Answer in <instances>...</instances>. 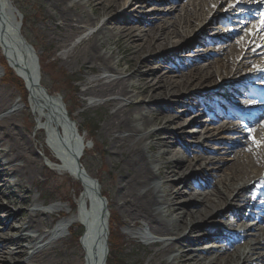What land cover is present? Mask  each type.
Instances as JSON below:
<instances>
[{"label":"bare ground","instance_id":"1","mask_svg":"<svg viewBox=\"0 0 264 264\" xmlns=\"http://www.w3.org/2000/svg\"><path fill=\"white\" fill-rule=\"evenodd\" d=\"M46 1L51 10L49 16L54 21L53 32L48 37L53 40V52L68 46L84 27L92 26L101 15L119 11L115 19H106L95 31L75 44L65 59L67 63L77 64L84 75L81 78L83 89L79 94L89 97L91 101L87 103L80 98L79 103L87 108H104L102 129L108 137L113 154L119 157L120 166L125 170L119 175L115 198H105L102 202L104 211H100L92 192L102 194V190L82 163V155L87 147L84 136H77L74 130H67L74 121L67 114L61 96L59 99L58 95L51 96L48 90L44 93L38 91L36 82L44 87L40 67L33 45L25 37L26 42L19 37L22 34L20 12L12 1L0 0V51L5 61V64H0V81L6 78L10 70L8 66L15 70L16 75L30 86L32 96L28 102L35 112L40 113L36 121L38 126H48L46 129L49 134L58 130L68 140L70 150L57 143V150L62 155L59 157L66 166L68 159L72 167L68 171L72 177L80 176L84 180L82 202L86 209L89 205L91 207V218H86L84 209L80 213L81 219L88 223V230L82 239L87 250L86 263L107 264L111 218L118 226L137 229L131 232L133 237L143 239V245L155 249L146 264H264V216L259 218L263 223L253 227L256 218V215L253 216L256 209L255 196L258 195L255 184H264V123L259 128L253 126V129L250 128L252 125L248 126L249 121L246 125L249 128L240 127L241 130L238 129L237 120H227L224 124V120L219 119L222 114L219 106L209 101L214 95L211 92H205L197 99V109L204 117L192 122L199 125L189 130H180L177 125L190 116L179 114L172 121V127H168L164 119L169 113L160 111L158 106L143 103L163 98L167 100L164 107H175L178 102L175 96L179 94L183 98L186 96L187 101H193L196 99L195 93L189 92L185 96L181 93L217 84L219 86L216 90L222 91L224 87L219 82L228 77L231 85L235 86L237 75L243 73L244 69L254 70L248 77V83L257 77L261 79L260 69L264 70V40H259L258 30L254 31L251 38L249 32L243 37L233 38L227 47L216 53L217 57L198 65L194 63L195 59L178 62L172 53L186 50L193 46L192 42L195 44L197 41L203 45L196 50L195 58L201 59L214 52L212 40L206 44L203 39L210 22L189 40L184 39L193 30L197 20L204 23L205 15L210 14L213 3L218 0H186L181 7L182 13L178 12L171 17H156L155 22L146 28L132 24L131 18L137 10L146 13L149 0ZM225 1L221 0L220 6ZM220 6L216 14L223 10ZM128 9H132L130 13ZM152 9L166 11V8ZM168 10L176 9L172 5ZM226 14H231L230 8L225 9L223 15ZM248 17L237 16V20L240 19L242 23ZM249 25L250 21H246L239 30ZM223 27L218 29L221 39L229 40L234 34L224 33ZM120 42L124 43L127 50L125 55L119 53ZM259 43L262 44L259 46ZM110 44L114 47H110ZM178 44L176 49L175 45ZM253 45L256 48L250 51ZM160 50L164 51L139 60L145 53ZM242 50L247 51L235 65ZM55 58L58 60L59 57ZM152 61L159 63L154 69L150 67ZM181 64L185 70H179ZM143 66L150 67V72L142 71ZM173 71L178 74L168 73ZM1 73H4V77ZM89 74L92 77H86ZM148 74L152 79H149ZM133 77L137 78L136 83L132 82ZM72 89L75 90V87ZM9 93L14 92L10 90ZM24 93L20 91L23 101ZM8 94L0 89V204H5L6 199L11 204L8 208L0 207V264H59V258H51V253L55 252L57 243L69 231L72 220L62 210L61 203L54 202L48 208L41 209L37 204L38 194L29 195L26 183L33 181L35 167L37 164L41 166L42 162L29 151L26 138L14 126L17 102L8 104L5 101L10 96ZM245 99L246 96L240 98L237 105L242 106ZM10 105L11 108L6 110ZM155 123L160 124L151 127ZM73 126L77 129L75 122ZM224 130H238L242 133L245 138H236L243 146L233 150L231 144L235 143V137L217 134ZM166 135L172 137L175 145L160 152V146L167 141ZM225 140L230 143L227 144ZM212 141H219L220 144L212 147L213 154H222L223 150L225 154L233 153V156H225L224 160L215 157L214 163H210L212 159L207 153L210 152L208 146H211ZM228 160L229 163H223ZM166 163L171 164V167L163 171L162 166ZM172 180H176L178 186L169 190L171 186L168 183ZM206 185L209 188L204 189ZM160 188L166 191L161 200L158 199ZM188 201L196 202L195 206L198 207L188 209ZM110 202L118 208V213L108 208ZM16 211L21 214L19 219ZM98 214L101 215L102 223L100 226L98 222L95 233L100 236L102 247L98 251L96 248L92 260L87 245L90 241L88 232H94L91 222L95 221L94 217ZM7 226H11L13 231L6 230ZM221 227L228 231L222 236L224 246L210 244L198 247L201 240H205L206 234H199L195 229L199 228L214 237L222 231ZM113 231L123 236L120 229ZM173 244L177 245L176 249H173ZM213 246L216 250H209Z\"/></svg>","mask_w":264,"mask_h":264},{"label":"rangeland","instance_id":"2","mask_svg":"<svg viewBox=\"0 0 264 264\" xmlns=\"http://www.w3.org/2000/svg\"><path fill=\"white\" fill-rule=\"evenodd\" d=\"M13 2V5L19 10L21 13L22 18V31L24 33V36L28 39V41L33 45L34 51L36 52V59H38V65L40 67L41 72V83L44 86V90H48L52 96H61L62 102L64 103V106L66 108L67 113L72 118V120L75 122L77 126V133L79 135L84 136V140L86 143V149L83 152L82 157V163L83 167L87 171V173L92 176L94 179L97 180V183L100 185V188L102 190V194L106 196V199L108 197L109 200L114 199L115 191L117 182L119 180V175H122L125 170L121 168V163L119 157L113 154V149L111 148V144L108 141V137L105 134V131L102 129V123L104 120V108L99 109H92L87 108L84 105H81L79 103V99L83 98L87 103H89L91 100L89 97H83L79 93L83 89V86L81 84V78L83 75L82 69H80L77 64L74 62L67 63L65 61L68 51L77 44L81 39L86 38L87 35L91 34L93 31H95L103 21L106 19H115L118 12H115L111 15H101L99 19L95 20V23L92 26L84 27L81 32H79L70 42L69 45L64 48H59L58 50H55L53 52L54 43L53 40H49L48 37L53 32V24L54 21L49 16L50 11L49 7L47 5L46 0H11ZM129 2L131 0H128ZM186 0H149L148 8L146 13H142L141 11L135 12L132 16V24L141 26L143 28L151 26L155 21L156 17H171V15H175L178 12L182 13L181 7L185 4ZM237 1V0H236ZM246 1V0H243ZM213 3V2H212ZM219 2L213 3L214 9L216 8L217 4ZM174 6V9L176 10H168L170 6ZM233 10L232 14L223 16L222 13H219L218 16H220L222 19L228 21V23H224L221 26H224L225 29L223 32L228 35H233L229 40L227 39H221V32H218V29L220 28V23L218 21L212 22L209 27L204 32V40L206 41V44L210 43L212 40L211 47H214V52H211L210 54H207L204 58L198 59L196 50L199 48H202L201 41H197V43L193 44L192 42L191 47H189L186 50H178L175 51L173 54L174 58L179 62L182 60H194L195 64H206L207 61H211L215 57L218 56V54L221 52L223 47H227L228 43H231L233 41V38L235 39L237 36H244L246 35L247 31L250 34V38L252 36V26L256 24L257 28L259 25V21L256 17H252L249 19L250 21H253L250 23V25L243 30H239V27L241 24L236 21L235 16L240 14V8L236 4L233 3ZM135 5H132L134 7ZM223 6V5H221ZM220 6V7H221ZM225 6V5H224ZM131 7V8H132ZM152 8H159L163 9L166 8V11H155ZM131 11L132 9H128V11ZM127 11V12H128ZM129 11V13H130ZM214 11V10H213ZM212 11V12H213ZM225 11V9H223ZM156 13V14H154ZM158 13V14H157ZM244 12H241L243 14ZM141 15L143 17L141 18ZM206 17V15H205ZM230 20L233 21L230 23ZM142 19V20H141ZM144 19V20H143ZM161 19V18H160ZM144 21V22H143ZM146 21V22H145ZM158 21V20H157ZM258 21V22H257ZM202 20H197L196 23L193 26V30L189 32V34L185 37V41L189 40L193 36V34L196 32V26L201 23ZM257 22V23H256ZM202 27V26H201ZM199 29H201L199 27ZM195 30V31H194ZM264 33V28L260 30V35ZM175 45V48L179 46ZM120 46V54L125 55L127 53V50L125 48V45L123 42L119 43ZM110 47H114L113 44H110ZM161 51H155L153 53H145L143 54L139 60L142 58H149L151 56L158 55ZM245 50L241 52L240 56H238L237 60H235V65L241 60V55L244 54ZM0 51V64H5V61L3 59V56L1 55ZM189 54V56H187ZM210 55V56H209ZM55 57L58 60H55ZM193 63V62H191ZM158 62L152 61L150 63V67L152 69L156 68L158 66ZM182 68H179V70H185L184 65L181 64ZM150 67L143 66L141 68L142 71L150 72ZM150 68V69H149ZM178 70V71H179ZM166 73V72H165ZM169 74H178V72H168ZM2 77L4 76V73H1ZM86 77H92V74L87 75ZM149 79H152L150 75L148 74ZM175 78H178V76H175ZM133 83L137 82V78L133 77L132 79ZM210 86V85H209ZM75 87V90L72 88ZM0 89L4 91V94H8L10 90H12L13 94H8L10 96H7L5 101L10 104V102H17V111L15 112L14 116V126L20 131L22 136H24L28 142L29 145V151L32 152V154L41 160L42 165L37 164L35 167V175L32 182L26 183V189L29 192V195L33 196L35 193L38 194L37 204L40 205L41 209L48 208L52 203L59 202L63 205V209L65 212H67L69 219L72 220V223L69 227V231L65 234L63 238L60 239V241L57 243V247L55 249V252L51 253V258L57 259L59 258V264H84V250L81 247V245L78 242V239L76 238L79 222L78 218L76 216L77 214V207L81 205H84L82 202V196L81 194H78L79 191H82V185L79 183L78 180H76L74 177L70 175L69 172L66 170V166H64L63 162L59 161L57 158V155L59 154L57 150V137H55L56 142L53 140V138L49 137L47 132L48 130L39 129L38 124L36 121L38 120L40 113L37 111L35 112L32 105L29 104V102L24 103V101L20 97V90L10 82L4 83L3 80L0 81ZM212 89V87H198L189 89L184 93H181L182 96H185L187 93L192 92L196 94V99L193 101H187L186 96L183 98L181 95L175 96L178 102H176L175 107H164V103L167 102L166 99L163 98H154L151 100L144 101L145 105H152V106H158L160 111L167 112L169 115L164 119V121H167V126L172 127L171 123L173 120L177 118L179 114L182 115H188L190 116L189 119L185 120L183 119L180 121V123L177 125V127L180 130H189L192 128H197L199 123L191 124L195 120H199L203 118L204 116H201L198 109L196 101L198 98H201V95L206 92L207 90ZM180 97V98H179ZM210 100L215 101V97L210 98ZM10 107H7L6 110H9ZM5 112V111H4ZM206 118V117H205ZM224 119V118H220ZM264 114L260 116L258 119V123L263 122L264 123ZM160 123H155L151 125V127H156ZM49 125V124H48ZM259 126V125H257ZM48 127V126H47ZM218 136H230L234 135V133L229 131H222L217 133ZM238 134V133H236ZM52 136L54 137V134L52 133ZM167 141L164 143V145L160 146V152L162 149H170L172 146H174L175 141L172 139L171 136L166 135ZM243 139V138H242ZM226 143H229L230 141H226ZM239 143H233L231 144L233 150H237L243 146V144ZM220 146L219 141L215 142L212 141L211 146H208L210 148V152L207 154L210 155L211 159L210 163H214L215 157H221L225 158V156L232 157L233 153L225 154V151L221 150L222 154H213L214 148ZM184 147L186 148V144L184 143ZM231 150V151H233ZM158 151V152H159ZM207 151V150H206ZM56 161L58 165L52 164V161ZM223 163H229V160ZM115 165V166H113ZM171 167V164L166 163L162 166V170H169ZM187 175H189L190 170L187 171ZM188 178V176H186ZM171 188L169 190H174L178 186L176 180H172L169 182ZM250 185V183L248 184ZM259 187V184H258ZM205 188H209V186H204ZM1 191V190H0ZM166 191L163 190V188H160V192H158V199L161 200V198L164 197ZM170 192V191H169ZM106 194V195H105ZM78 195V197H77ZM259 199V198H257ZM9 200V199H8ZM5 204H0V207L8 208L9 205H11L7 199L4 202ZM197 203L193 201L187 202V208L192 209L198 206H195ZM23 207L25 205H22ZM28 206V205H27ZM108 208H111V212L116 211L119 212L118 208L116 206H113L110 202L108 205ZM17 213L16 217L19 219L21 217V214ZM51 215V213H50ZM53 216L55 214L52 213ZM110 217V216H109ZM110 222V235H109V246H110V239L112 238L113 243L115 244V247L118 249L117 258L120 260V264H146L147 260L152 257L153 250H155L153 247L143 245V239L137 237H133L131 234L132 231H135L137 229L131 228V230L127 229L126 226L123 225V227L116 225L115 220L109 218ZM201 223V222H200ZM54 224H57V221L54 222ZM197 224V223H196ZM254 224V223H253ZM255 225V224H254ZM8 231H13L11 226H7ZM120 229V232L123 236L118 235L113 229ZM219 231L222 235L227 234V230ZM196 232L199 234H206L205 240H201L198 247L203 248L201 246H209L210 244H220L225 245L223 240L220 238L219 241L214 240L213 238H208L209 233H205L203 231H200L199 228L195 229ZM177 245L173 244V249H176ZM209 250L215 251L216 247H212ZM263 252V251H262ZM261 252V254H262ZM79 253L81 255H79ZM109 254V253H108ZM167 256V255H166ZM165 256V257H166Z\"/></svg>","mask_w":264,"mask_h":264},{"label":"water","instance_id":"3","mask_svg":"<svg viewBox=\"0 0 264 264\" xmlns=\"http://www.w3.org/2000/svg\"><path fill=\"white\" fill-rule=\"evenodd\" d=\"M19 37L24 41V42H26L25 41V38L22 36V34H19ZM28 44V43H27ZM34 58V57H33ZM36 84H37V87H38V89L40 90V91H42L43 93H44V91H46V90H44V87H40L39 85H38V83L36 82ZM69 128V129H68ZM68 130H74L73 129V124H70L69 126H68ZM75 132V131H74ZM75 160V159H74ZM76 166L78 167V164H76ZM79 178L81 179V177L79 176ZM93 193V195H94V198H95V203L98 205V203H99V208H100V211H102L103 210V205H102V202H104L105 201V199H104V197L101 195V194H99V192L98 191H95V192H92ZM104 209H105V212H106V208H105V206H104ZM104 211V210H103ZM94 219H95V221L94 222H91V227H92V231L94 230V232H90L91 234H89V232H88V236H89V238H90V241H89V243L87 244L88 246H89V248H90V252H91V257H92V260H93V258L95 257V255H96V248H97V251L98 250H101V247H102V244H101V240H100V236L99 235H97L96 233H95V230H96V226H97V224H98V222L100 223V226H101V215H97L96 217H94ZM84 227H86L85 228V230L87 231L88 229H87V224H84ZM86 231H85V233H86ZM98 237H99V239H98Z\"/></svg>","mask_w":264,"mask_h":264},{"label":"trees","instance_id":"4","mask_svg":"<svg viewBox=\"0 0 264 264\" xmlns=\"http://www.w3.org/2000/svg\"><path fill=\"white\" fill-rule=\"evenodd\" d=\"M6 82H10L11 84L15 85L20 91L25 92L24 96H26L27 91L23 85L22 80L17 77L13 71L10 69L8 70V73L6 74V78H5ZM82 227L79 225L78 226V230H77V234L75 235L76 238L78 236V234L81 232ZM117 253H118V249L115 247V244L113 243L112 238L110 239V246H109V254H108V258H107V264H120V260L117 258Z\"/></svg>","mask_w":264,"mask_h":264},{"label":"snow or ice","instance_id":"5","mask_svg":"<svg viewBox=\"0 0 264 264\" xmlns=\"http://www.w3.org/2000/svg\"><path fill=\"white\" fill-rule=\"evenodd\" d=\"M234 6V5H233Z\"/></svg>","mask_w":264,"mask_h":264}]
</instances>
